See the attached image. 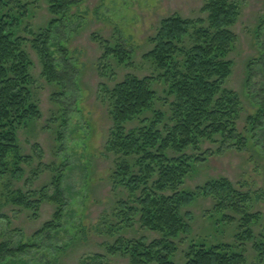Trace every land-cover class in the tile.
Here are the masks:
<instances>
[{
	"label": "trees",
	"instance_id": "1",
	"mask_svg": "<svg viewBox=\"0 0 264 264\" xmlns=\"http://www.w3.org/2000/svg\"><path fill=\"white\" fill-rule=\"evenodd\" d=\"M42 6L49 19L36 30L32 19ZM79 6V0H0V180L8 175L21 180L24 166L34 160L24 154L19 140L23 129L42 118L35 95L36 64L30 50L39 60L42 78L57 88L52 96L60 114L56 121L63 127L68 124V110L62 100L75 84L74 66L62 37L74 23ZM201 13L205 17L173 15L161 21L151 39L153 47L144 55L155 73L144 78L127 75L112 87L101 85V100L112 121L106 145L115 158L111 179L128 194L126 200L117 203V225L120 230L129 229L139 218L144 230L160 236L152 242L145 237L119 239L109 248L112 254L128 257L131 264H176L178 242L193 233V214L186 210L203 198L216 202L215 210L222 214V220H235L227 212L240 217L236 241L240 247L251 243L260 264H264V236L258 237L253 230L256 216L250 212L249 195L223 178L194 191L185 188L210 157L255 151L264 140V90L257 98L248 92L256 77L255 67L261 65L264 71V54L247 64L244 87L256 110L247 117L243 129V102L227 87L235 68L231 54L238 41L234 29L242 15L241 5L233 0H206ZM93 40L103 49L102 75L110 73L117 78L116 68L133 66L136 54L121 42L97 36ZM159 82L167 88L168 110L156 108L163 101L156 89ZM209 144L217 151H203ZM35 147L42 161L43 150ZM53 172L52 180L41 190H17L10 197L13 205L32 211L36 218L45 202L55 205L53 220L40 234L60 227L67 204L63 171L56 168ZM0 219L9 220L3 213ZM32 248L29 244L15 247L0 242V262ZM233 248L207 240L192 241L184 264H247L246 256Z\"/></svg>",
	"mask_w": 264,
	"mask_h": 264
},
{
	"label": "rangeland",
	"instance_id": "2",
	"mask_svg": "<svg viewBox=\"0 0 264 264\" xmlns=\"http://www.w3.org/2000/svg\"><path fill=\"white\" fill-rule=\"evenodd\" d=\"M79 1L74 23L62 37L63 41H67L72 54L75 82L68 89L67 97L62 100L69 118L64 127L57 122L59 108L52 102L57 88L48 85L42 78V67L36 54L30 50L36 64L35 95L42 118L19 134L24 154L34 157L31 165L24 166V177L16 180L8 175L0 180V213L9 218L0 219V242H9L15 247L29 244L34 248L24 255L1 261L0 264H131L128 257L112 254L109 248L119 239L145 237L152 242L160 238L158 234L144 230L139 218L133 221V227L129 229L120 230L117 225V203L126 200L128 194L124 189L117 188L111 179L115 158L106 150V145L112 121L101 100V85L112 87L127 75L144 78L155 73L144 55L151 51V39L156 35L161 21L173 15L186 19L203 18L205 16L201 10L206 0ZM233 1L240 3L242 15L234 29L238 37L231 54L235 68L227 87L237 92L243 102L240 122V128L243 129L247 117L256 110L247 93L257 98L264 90V71H261V65L255 67L256 77L250 91L247 92L244 87L247 64L251 60H259L264 54V0ZM34 16L32 25L36 30L45 26L49 19L45 6L35 11ZM94 36L121 42L132 50L136 54L133 66L116 68L117 78L110 73L102 75L103 49L93 40ZM156 89L163 99L156 108L168 110L164 94L166 86L159 82ZM36 145L43 150L42 161L37 158ZM260 146L255 151L215 154L198 167L185 187L194 191L213 180H229L239 192L251 197L250 212L256 216L253 230L258 237L264 236L263 139ZM205 150L214 153L217 148L209 144L204 147ZM56 168L63 171L67 204L60 227L40 234L44 225L53 220L55 205L45 202L36 218L32 211L13 205L10 197L17 190L24 193L41 190L50 183ZM34 172L37 174L34 175ZM49 193H53L52 188ZM215 206L216 202L212 198H203L186 210L193 214V233L178 242L176 264H184L191 242L199 240L233 245L236 252L246 256L247 264H260L251 243L240 247L236 241L240 217L227 212L235 220H222V214L216 213Z\"/></svg>",
	"mask_w": 264,
	"mask_h": 264
}]
</instances>
